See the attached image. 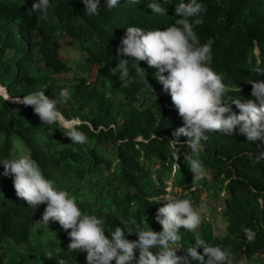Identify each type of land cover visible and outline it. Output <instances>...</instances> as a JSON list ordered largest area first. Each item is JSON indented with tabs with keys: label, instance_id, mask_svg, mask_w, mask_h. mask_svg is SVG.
<instances>
[{
	"label": "trees",
	"instance_id": "16d2710c",
	"mask_svg": "<svg viewBox=\"0 0 264 264\" xmlns=\"http://www.w3.org/2000/svg\"><path fill=\"white\" fill-rule=\"evenodd\" d=\"M150 2L159 3L166 14L152 12L147 7ZM180 2L140 0L133 4L120 0L109 9L106 0H99V14L87 15L82 0H49L44 16L31 11L33 0H0V86L13 98L44 91L57 100L56 107L66 119L83 122L79 130L88 138L84 144H73L63 127L41 123L32 107L0 99V160L30 154L57 189L94 197L98 204L78 198L76 202L83 212L104 221L106 236L117 226L127 231L128 227L135 230L149 225L161 231L155 216L167 202L162 197L171 179L181 189L171 194L190 198L202 215L195 231L181 228L183 248L203 239L229 251L232 264L261 258L264 160L257 163L255 158L264 152V142L247 141L238 127L231 136L206 133L209 138L202 141L198 157L205 175L194 181L184 160L190 149L178 145L177 161L170 146L172 131L183 121L154 78L156 69L146 61L117 55L127 27L163 30L180 18L174 14ZM198 2L206 11L200 14L203 23L194 31L201 44L213 40L210 67L222 77L229 95L255 100L249 81L264 80L255 71L264 69V0ZM63 38L81 55L76 63L79 72L64 56ZM120 59L129 60L125 80L119 72L113 75L109 71ZM135 63L144 71L138 72ZM65 88L70 99L60 103L59 93ZM232 110L239 112L235 105ZM185 139L181 136V143ZM175 163L179 170L174 169ZM0 173V264H59L60 260L87 264L86 253L69 251L70 238L58 222L35 224L37 212L43 215L46 205H27L16 196L12 177L2 175L3 165ZM199 189L206 190L213 201L206 214L201 211ZM217 223L224 225L223 231ZM126 238L136 240L137 236L126 233ZM10 242L28 249L12 248ZM183 248L177 255L186 254Z\"/></svg>",
	"mask_w": 264,
	"mask_h": 264
},
{
	"label": "clouds",
	"instance_id": "9594fccd",
	"mask_svg": "<svg viewBox=\"0 0 264 264\" xmlns=\"http://www.w3.org/2000/svg\"><path fill=\"white\" fill-rule=\"evenodd\" d=\"M119 2L106 0L109 9ZM130 2L139 4L140 0ZM82 3L85 14H99V0H82ZM49 7V0H33L31 11H39L46 16ZM147 7L154 13L166 14V9L159 3L150 2ZM204 11V5L198 0H188L187 3L182 0L175 6L174 14L180 18L174 24L163 30L148 31L129 26L116 50L118 56L133 57L136 62L146 61L149 67L156 69L154 78L170 96L183 121L182 126L172 131L170 146L176 152L177 161L181 146L190 149V153L184 154V160L189 165L194 181H199L205 175L202 161L198 157L203 150L202 141L209 138L206 133L220 132L231 136L238 127L239 133L247 141L264 142V80L249 81L251 95L255 100L228 94L222 77L210 67L213 40L201 44L194 31L195 26L203 23L200 14ZM192 17L198 18L190 20ZM128 64L129 60L120 59L119 64L109 71L113 75L119 72L120 79L125 80L129 76ZM135 65L138 72L144 71L138 63ZM255 71L264 76V69L256 68ZM59 96V102L66 103L70 99L69 90L61 89ZM0 99L32 107L41 123L63 127L64 135L73 144L87 142V136L79 130L83 122L79 118L66 119L56 107L57 100L48 98L44 91L13 98L4 86H0ZM232 105L239 110L238 114L232 110ZM181 136L186 138L183 143L180 141ZM255 159L257 163L264 160V152ZM0 165H3L2 175L12 177L17 197L33 208L46 205L42 217L34 221L35 224L48 226L50 220L58 222L70 238L69 251L86 253L87 264H113V261L114 264H190V261L195 264H232L229 251L211 246L203 239H196L187 248L180 245L181 228L188 232L195 231L202 223V215L193 207L190 198L172 195L171 186L166 188L162 197L167 202L158 208L155 216L161 231L152 230L145 219L147 228L137 226L133 230L128 227L126 231L117 226L106 236L104 221L83 212L76 198L70 196L68 191L57 189L51 179L45 178L30 154L0 160ZM173 167L179 170L180 166L175 163ZM180 191V188H176V192ZM126 233L135 234L137 239H127ZM252 238L249 233L248 240ZM181 248L186 253L184 256L177 255V250ZM198 249H203V252ZM59 264H64V261L60 260Z\"/></svg>",
	"mask_w": 264,
	"mask_h": 264
},
{
	"label": "rangeland",
	"instance_id": "374dc122",
	"mask_svg": "<svg viewBox=\"0 0 264 264\" xmlns=\"http://www.w3.org/2000/svg\"><path fill=\"white\" fill-rule=\"evenodd\" d=\"M61 45H62V48H63L64 56L69 61V63L72 65L73 69H75V70L78 69V68H76L77 67L76 63L80 59V56H81L79 54V52L76 49H74L73 47H71V46L66 44V38H63V40L61 41ZM76 71L79 72V70H76ZM64 132H65V130H64ZM104 175L107 176L108 174H104ZM0 178H1V173H0ZM169 186H171L173 191H176L177 187L173 186L171 179L167 180V187L166 188H168ZM92 189L93 188H92V185H91V187L88 190L90 191ZM198 191H199V193L201 195V199L203 200L201 211L206 214L207 208L209 207V201H210V203H212L213 201L210 200L209 194H208V192L206 190L199 189ZM69 194H70V196H74L75 198H78V199H81V200H86V201L90 200L92 203L98 204V202L95 201L94 197L85 196L83 191H81L80 193L79 192L77 193L74 190H70ZM41 217H42V214L38 211L37 212V216H36V220H39ZM217 224L220 225L219 229L221 231H223L224 225L221 224V223H217ZM9 244H10V247L15 248V249H22V248H24L26 250L28 249L25 246H19V245H16V244L12 243V242H10ZM32 261H33V259L31 257L30 262H32ZM237 264H264V257L259 258L258 256H254L252 258V260H250V261H248L246 259H241L240 261L237 262Z\"/></svg>",
	"mask_w": 264,
	"mask_h": 264
},
{
	"label": "water",
	"instance_id": "95a60500",
	"mask_svg": "<svg viewBox=\"0 0 264 264\" xmlns=\"http://www.w3.org/2000/svg\"><path fill=\"white\" fill-rule=\"evenodd\" d=\"M11 102V101H10Z\"/></svg>",
	"mask_w": 264,
	"mask_h": 264
}]
</instances>
